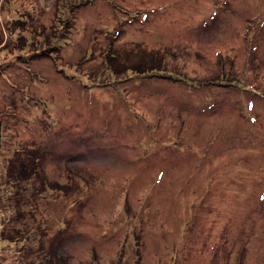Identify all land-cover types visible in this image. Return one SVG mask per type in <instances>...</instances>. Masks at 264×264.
Here are the masks:
<instances>
[{
	"label": "rangeland",
	"instance_id": "1",
	"mask_svg": "<svg viewBox=\"0 0 264 264\" xmlns=\"http://www.w3.org/2000/svg\"><path fill=\"white\" fill-rule=\"evenodd\" d=\"M0 123V264H264V0H0Z\"/></svg>",
	"mask_w": 264,
	"mask_h": 264
},
{
	"label": "trees",
	"instance_id": "2",
	"mask_svg": "<svg viewBox=\"0 0 264 264\" xmlns=\"http://www.w3.org/2000/svg\"><path fill=\"white\" fill-rule=\"evenodd\" d=\"M1 132H2V126L0 123V180H1V176H2V174H1V148H2V134H1ZM10 170H12V169L10 168Z\"/></svg>",
	"mask_w": 264,
	"mask_h": 264
}]
</instances>
